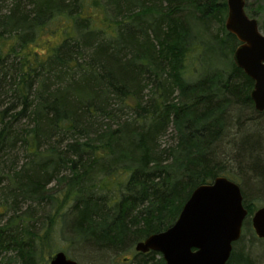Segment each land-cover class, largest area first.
Returning <instances> with one entry per match:
<instances>
[{"label":"trees","instance_id":"trees-1","mask_svg":"<svg viewBox=\"0 0 264 264\" xmlns=\"http://www.w3.org/2000/svg\"><path fill=\"white\" fill-rule=\"evenodd\" d=\"M227 13L226 0H0V264L59 251L110 264L171 227L198 186L236 183L235 164L253 213L264 112Z\"/></svg>","mask_w":264,"mask_h":264},{"label":"water","instance_id":"water-1","mask_svg":"<svg viewBox=\"0 0 264 264\" xmlns=\"http://www.w3.org/2000/svg\"><path fill=\"white\" fill-rule=\"evenodd\" d=\"M226 30L240 45L233 54L238 68L254 85L250 99L255 111L264 112V35L258 22L245 13V0H226ZM248 211L238 184L217 177L193 190L175 223L134 246L136 253H159L165 264H226L233 244L242 234ZM258 239H264V207L251 216ZM48 264H77L62 252L54 253Z\"/></svg>","mask_w":264,"mask_h":264},{"label":"rangeland","instance_id":"rangeland-1","mask_svg":"<svg viewBox=\"0 0 264 264\" xmlns=\"http://www.w3.org/2000/svg\"><path fill=\"white\" fill-rule=\"evenodd\" d=\"M246 5H247V10L250 13L257 15V17H255V19L258 20V22H260V23H264V0H246ZM261 33L264 35L263 30L261 31ZM48 40L52 41V42L55 41V36H53V38H51V36L49 34H47L46 36L41 38L39 41V46L37 49L41 52L44 51L46 49V45L48 43L47 42ZM143 92H144V95L149 96L148 90L145 89ZM173 133H174V131L172 129H170L168 131V134L161 139L162 146H164L165 144L171 143V137L170 136ZM231 166H232V168H230L228 170V172H229V174L233 175V177H235V179H237V182L236 181L235 182L238 184V181H239L238 175L240 174V172H238V169L236 168V164L231 165ZM249 175H251V174H249ZM253 188H255V187H253ZM250 192H251V195H249L248 192H247V195L251 197L250 202L254 207V211L249 217H247L244 220V222H247V223H251V216L254 214L255 211H257L261 207H264V190H262V191L260 190L258 192V194H256V195L254 194L253 191H250ZM60 244L63 247H67L66 243H60ZM236 251L239 252V254L242 253V254L247 255L251 259V264H264V239H258L255 236V234L252 230L251 224H250V226L243 227L240 239L236 243L233 244L232 253L236 252ZM135 253L136 252L133 248L126 255H122L116 259L111 260L110 264H127L125 262V260H123V259L124 258L130 259L131 256H133ZM67 257L75 260L78 264H83L77 258H75L73 256V254H71L70 252L67 253ZM237 259L238 258H236V260Z\"/></svg>","mask_w":264,"mask_h":264},{"label":"flooded vegetation","instance_id":"flooded-vegetation-1","mask_svg":"<svg viewBox=\"0 0 264 264\" xmlns=\"http://www.w3.org/2000/svg\"><path fill=\"white\" fill-rule=\"evenodd\" d=\"M247 218V217H246ZM252 227V226H251Z\"/></svg>","mask_w":264,"mask_h":264}]
</instances>
